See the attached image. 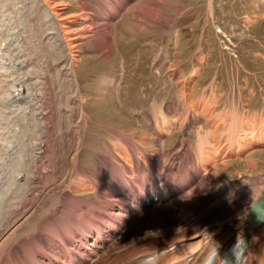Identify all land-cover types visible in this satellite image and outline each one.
I'll use <instances>...</instances> for the list:
<instances>
[{"label":"rangeland","instance_id":"1","mask_svg":"<svg viewBox=\"0 0 264 264\" xmlns=\"http://www.w3.org/2000/svg\"><path fill=\"white\" fill-rule=\"evenodd\" d=\"M41 1L53 10L54 18L63 29L64 40L72 42L71 51L78 59L71 65L68 45L56 47V41L52 39L57 30L54 19L38 3L0 0V104L4 101L2 93L12 81L15 87L49 84L60 106L50 144L57 159L55 185L49 190H42V184L33 185L38 202L27 214L28 218L15 229L13 235L17 239L24 238L27 232L32 233L35 224H41L40 214L47 215L58 196L64 197L67 193L74 198L96 196L84 189L83 182L87 179L82 171L91 177L95 169L105 173L104 161L115 156L114 148H117L121 134L136 141L145 139L143 147L152 156L162 151L165 154L163 171L183 154L193 157L199 151L207 152L206 160L215 165L207 177L210 185L207 201L215 205L213 209L198 208L195 213L209 211L214 216L221 207L219 202L226 200L227 203L236 201L235 206L239 209L246 208L264 195V115H260L264 108L261 101L264 98V0H142L149 8L139 12V20L169 23L174 19L178 23L157 26L160 28L159 39L153 41L148 38L153 36L156 26L138 25L136 36H121L123 39L117 41L122 42H119L120 49L114 48L112 56L111 39L105 29L108 19L104 15H108L109 7H114L112 0ZM188 7L198 10L197 15L184 12ZM168 15L171 18H167ZM133 46L135 49L130 51ZM121 49L129 55L117 56L116 51ZM134 51L137 55H132ZM78 94L82 97L75 99ZM73 100H76L75 104ZM72 107L74 113L77 109L87 117L84 126L75 127L69 120L71 117L62 113L61 109L66 111ZM2 108L0 106V118L15 115ZM254 113L261 122L258 120L254 124L250 119ZM60 118L64 120L61 126L58 125ZM159 129L164 132L161 133L163 136L157 134ZM31 135L30 140L34 137ZM10 139L14 141L12 137ZM209 153L215 158L211 154L208 157ZM246 155L248 159H254V164H245ZM20 162L25 166L24 159ZM7 164L10 161L0 153V172L12 176L13 168ZM25 169L29 171L18 168L21 177L27 173ZM45 176L49 179L53 175ZM42 182L46 181L42 179ZM22 190L23 185L19 189L13 188L5 201L15 204L22 199ZM232 193L238 197L235 195V199ZM3 211H0V225L7 214ZM194 218L190 219L194 221ZM120 222H123L122 217ZM106 233L104 237H107ZM119 238L109 240L105 251L120 246ZM75 240L76 237L72 239L76 245L84 244L85 248H90L80 237ZM15 241L13 239L11 242L15 244H9L15 247ZM80 252L83 255V251ZM101 256L99 254L97 260ZM93 258L94 261L96 258ZM92 260L89 263H94Z\"/></svg>","mask_w":264,"mask_h":264},{"label":"bare ground","instance_id":"2","mask_svg":"<svg viewBox=\"0 0 264 264\" xmlns=\"http://www.w3.org/2000/svg\"><path fill=\"white\" fill-rule=\"evenodd\" d=\"M32 1L38 3L39 7L54 19L55 30L56 27L57 30L52 39L56 41V47L68 45L71 65H74L78 57L71 51L70 43L72 42L68 43L64 40L63 29L60 22L54 18L53 10L41 0ZM82 39L84 38L81 37ZM95 47H97L96 43ZM8 78L10 79L9 76ZM42 79L44 82L43 75ZM11 83L12 81L2 93L4 101L0 104L3 107L2 110L5 108L9 111H7L8 114L11 112L15 114L12 118L4 115L0 118V129L2 130L0 131V153L10 161L14 172L12 176L5 175L4 171L0 172V211L5 210L3 212L7 213L4 214L0 225V264H88L93 257L96 259L90 264H224L227 257L234 251H237L233 254L236 262L264 264V224L245 235L244 222L247 207L242 206L239 209L235 206L237 202L233 203L230 199V203H227L228 200L219 202L218 205L221 207L216 210L214 216L209 211L205 214L195 213L198 208L202 209L207 206L213 209L215 205L207 201L210 186L207 177L215 166L214 163L212 165L206 160L205 153L207 152L202 149V153L199 151L197 156L193 157L183 154L176 163L172 159L171 166L164 173L169 174L177 168L181 172L178 176L182 180L173 182L172 191L168 195L157 196V201H155L156 195L152 192L150 195L144 183L152 180L154 182L152 187L155 189L156 176L163 172L161 168L165 154L163 152L156 153V156L148 154L149 151L147 152L142 144L145 139H138V141L128 139L126 134L120 135L117 148L116 146V149L114 148L115 156L104 161L103 171L105 173L101 174V169V171L95 169L91 177L86 171H82V175L87 179L83 182L86 187L84 189L94 192L96 195L94 198H74L68 193L64 197L58 196L48 208L47 215L43 212L40 214L41 224H35L36 228L32 230V233L27 232L24 238L17 239L13 235L15 229L19 227L20 222L25 221L27 214L38 202L37 192L35 194L36 190L33 185L42 184V190H49L55 185L53 179L57 173L55 169L57 159L54 157L55 154L50 144L55 134L56 112H59L60 106L49 84H23L24 86L20 84L15 87ZM78 97L82 96L78 94L75 99ZM75 102L76 100L74 104ZM61 110L64 115L71 117L69 120L73 121L75 127L86 124L87 117L83 112L79 113L76 109L74 113L73 107L71 110ZM63 122L64 120L60 118L58 125H63ZM161 133L164 134L161 130L157 134L161 136ZM31 134H34V137L30 140ZM2 149L4 151H1ZM209 151L213 150L209 149ZM213 157L215 158L212 155ZM22 159H24L25 166H21ZM75 164L78 165L76 162ZM19 167L27 168L29 171L25 169L27 173L21 177ZM112 173L118 176H112ZM45 174L53 176L47 179ZM42 179L46 182H42ZM22 185V199L15 204L6 202L10 191L13 188L19 189ZM140 189L146 194L139 195ZM233 194L235 197V193L231 196ZM138 196H141L140 202L135 205L140 208L133 209L132 204L135 202L129 203V199ZM147 198L150 200L149 205L146 204ZM117 202L118 204H115ZM224 202H226L225 205ZM234 206L236 208L231 212ZM134 212L136 213L135 218H128L132 217L129 214ZM120 213L129 215L123 216L128 220H133L132 223L126 225L120 222ZM114 215H119V217ZM194 216V221H192L190 218ZM105 231H108L109 235L104 238ZM116 236H120L118 240L121 245L113 248V251L106 252L107 242L115 239ZM74 237L76 240L80 237L85 244L92 243L93 246H90L88 250L83 244L78 246L79 244L76 245L72 241ZM13 239L17 242L15 247L9 244ZM80 249L86 251L85 257L80 254ZM99 254L102 256L100 260H97Z\"/></svg>","mask_w":264,"mask_h":264},{"label":"crops","instance_id":"3","mask_svg":"<svg viewBox=\"0 0 264 264\" xmlns=\"http://www.w3.org/2000/svg\"><path fill=\"white\" fill-rule=\"evenodd\" d=\"M114 3V7H109V13L108 15L106 13H104L105 17H107L108 19V23L105 22V29H108L109 32V39H111L110 42V56H112V54H114V48L115 49H120V44L119 42L123 39L121 36L123 34H129L131 36H136L138 34V28H140L138 25H142L143 23H145L146 25H150V26H156L154 27V34L151 38L152 41L153 40H158L159 39V31L160 28H158L157 26L163 24V23H178V21H175L174 19L172 21L174 22H163V23H153L149 20H146V22L139 20V12L141 11H145L148 10L149 6H144V4L142 3V0H112L111 3ZM103 5V4H102ZM187 14L190 15H194L196 16L198 13V10L194 9L193 7H188L185 9V11ZM95 13H97V10H95V12L93 13L95 15ZM184 16V13H183ZM167 18H171V16H167ZM112 38L115 40V42L112 43ZM118 40H120L119 42H117ZM122 43V42H120ZM128 46L131 47V45L129 44ZM121 48L124 49V47L121 45ZM122 49L120 50V52H117V56H128L129 54L127 53H123ZM132 49V50H130ZM130 51H133L135 48L134 46L132 48H130ZM113 51V52H112ZM136 51V50H135ZM133 52L132 55H137L136 52ZM88 52L90 54H92L91 50H88ZM94 53V52H93ZM131 54V53H130ZM261 101L263 102L264 105V98L261 99ZM260 115H264V108L261 110V114ZM254 124L256 121L260 120L259 116L254 113L253 116L250 118ZM261 122V120H260ZM264 122V120H263ZM244 162H246L245 164H249L252 163L254 164V159H248L247 156H245L244 158Z\"/></svg>","mask_w":264,"mask_h":264},{"label":"water","instance_id":"4","mask_svg":"<svg viewBox=\"0 0 264 264\" xmlns=\"http://www.w3.org/2000/svg\"><path fill=\"white\" fill-rule=\"evenodd\" d=\"M247 220L248 230L257 227L264 222V197L259 198L252 203Z\"/></svg>","mask_w":264,"mask_h":264}]
</instances>
